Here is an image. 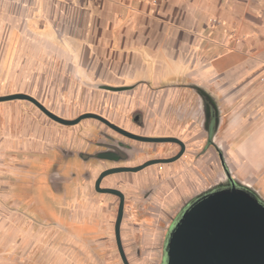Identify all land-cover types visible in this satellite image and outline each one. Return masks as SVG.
Returning <instances> with one entry per match:
<instances>
[{
    "label": "rangeland",
    "instance_id": "obj_1",
    "mask_svg": "<svg viewBox=\"0 0 264 264\" xmlns=\"http://www.w3.org/2000/svg\"><path fill=\"white\" fill-rule=\"evenodd\" d=\"M56 22L48 0H0V97L27 94L63 119L93 113L140 135L173 136L185 144L182 171L193 172L189 167L196 157L198 177L202 170L211 176L212 164L207 168L198 156L203 142L193 143L202 132L196 116L172 115L171 124L160 127L135 100L58 76L61 64L46 41ZM135 114L142 116L143 126L132 122ZM112 147L126 154V161L100 155ZM177 149L129 140L95 119L64 126L29 101L1 102L0 264H162L167 229L129 209L120 248L117 198L97 193L94 184L106 170L168 158ZM251 161L236 166L241 178L256 171L255 157ZM218 162H213L214 174ZM168 168L154 165L138 174L111 176L103 186L129 195L149 181L158 183L159 171Z\"/></svg>",
    "mask_w": 264,
    "mask_h": 264
},
{
    "label": "crops",
    "instance_id": "obj_2",
    "mask_svg": "<svg viewBox=\"0 0 264 264\" xmlns=\"http://www.w3.org/2000/svg\"><path fill=\"white\" fill-rule=\"evenodd\" d=\"M48 3L57 22L46 41L61 64L58 76L135 100L160 127L171 124L172 115L199 118L198 156L207 168L214 160L220 168L211 176L202 170L199 178L195 157L193 172L185 174L184 156L171 169L179 170L169 183L167 210L230 182L264 202V0ZM205 98L217 115L211 133L203 126ZM253 157L256 171L241 178L236 166ZM155 202L161 215L162 202Z\"/></svg>",
    "mask_w": 264,
    "mask_h": 264
},
{
    "label": "water",
    "instance_id": "obj_3",
    "mask_svg": "<svg viewBox=\"0 0 264 264\" xmlns=\"http://www.w3.org/2000/svg\"><path fill=\"white\" fill-rule=\"evenodd\" d=\"M13 100L31 102L48 118L64 126H75L83 120L95 119L135 140L176 142L182 147L181 153L173 159L153 160L136 168L107 170L100 179L114 173L137 172L153 164L172 162L179 158L184 150L183 143L177 139L135 136L118 129L105 118L93 113H85L75 120H67L47 110L30 95L18 93L0 97V103ZM101 192L117 195L123 201L119 191L106 189ZM121 217L122 202L115 226L120 248ZM166 252V264H264V202L251 190L233 182L228 187L199 197L170 232Z\"/></svg>",
    "mask_w": 264,
    "mask_h": 264
},
{
    "label": "flooded vegetation",
    "instance_id": "obj_4",
    "mask_svg": "<svg viewBox=\"0 0 264 264\" xmlns=\"http://www.w3.org/2000/svg\"><path fill=\"white\" fill-rule=\"evenodd\" d=\"M204 103L206 105V111L203 114L204 118H203V126L204 129H206L208 132H212L213 128L215 127V124L217 122V115L215 114L212 102L209 98H205L204 99ZM107 120V119H106ZM108 121V120H107ZM101 122V121H100ZM109 122V121H108ZM132 122L136 125V126H143V118L140 114H135L132 118ZM103 123V122H101ZM111 125H114L115 127H117L120 130H123L129 134H133L135 136H139V137H145V138H174L177 139L173 136H161V135H155V136H145V135H140L137 133H134L128 129L122 128L118 125H115L111 122H109ZM104 125H106L108 128H110L111 130H113L115 133L119 134L120 136H123L129 140L135 141V142H140V143H146V144H174L176 146H178V149L176 151V153L168 158H160V159H153V160H169V159H173L175 157H177L181 151H182V147L176 143V142H144V141H139V140H135L132 139L128 136L123 135L122 133L116 131L115 129H113L112 127H110L109 125L103 123ZM179 140V139H177ZM180 141V140H179ZM182 142V141H180ZM183 143V142H182ZM184 145V150L182 155L177 158L176 160L172 161V162H164V163H157V164H153L150 166H147L146 168L137 171V172H121V173H114L111 175H107L103 178L100 179L101 175L105 172H102L98 178L95 181L94 184V189L97 193L101 194V195H110L113 197L117 198V214H116V222H117V218H118V214H119V207L120 204L122 202V217H121V222H120V227H119V236H120V244H121V234H120V229L121 226L123 225V223L126 220V215L130 210H132V213L134 214L135 217H144L145 220L149 221V219L151 220H155L158 222L159 225H161L162 227H166V236L164 238V243H163V259H162V264H166V257H167V252H166V247H167V242L169 239V235L170 232L172 231V229L179 223V221L182 219V216L185 214V212L194 205L195 201L209 193V192H205L199 196H197L195 199L189 201V202H184L182 203L179 207H170V211L167 210V200H170V196L171 195V191H168V193H166V187H164V185H166L167 183L173 182V171L172 166L175 165L176 163H178L185 155L186 153V148H185V144ZM101 156H103V158L105 160L111 161V162H121V161H126L127 156L126 154H124L121 150H119L118 148L112 147L110 149V151L105 152L103 154H100ZM153 160H149L146 161L150 162ZM144 163V164H145ZM143 165V164H142ZM154 165H162L165 167H170V169H165L164 171L160 170L159 174L156 176L157 179H159L160 181L158 183H154L149 181L147 186L141 187L138 190H132L131 194L127 195L125 194L122 190H120L119 188H111V187H104L103 186V182L106 178L111 177V176H116V175H123V174H138L141 173L143 171H145V169L154 166ZM141 166V165H139ZM136 166V167H139ZM136 167H131V166H121V167H114L111 169H115V168H136ZM109 169V170H111ZM107 171V170H106ZM230 182V181H229ZM159 183H163L164 185H160ZM231 183V182H230ZM164 187V188H163ZM106 189H112V190H116L119 191L121 193V195L123 196V201L121 200V198L117 195L114 194H109V193H102L101 190H106ZM156 200H160L162 202L161 207H160V212H162V214L160 215H156L154 212H156L158 210L157 207V203L155 202ZM169 204V203H168ZM177 205V204H176ZM167 211V213H166ZM175 212V213H174ZM170 213V217L168 218L167 215ZM173 214V215H172Z\"/></svg>",
    "mask_w": 264,
    "mask_h": 264
}]
</instances>
